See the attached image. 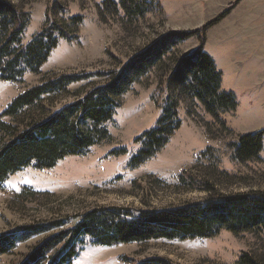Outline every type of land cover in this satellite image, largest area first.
Returning a JSON list of instances; mask_svg holds the SVG:
<instances>
[{
  "label": "rangeland",
  "instance_id": "374dc122",
  "mask_svg": "<svg viewBox=\"0 0 264 264\" xmlns=\"http://www.w3.org/2000/svg\"><path fill=\"white\" fill-rule=\"evenodd\" d=\"M11 1L30 18L23 36V43L28 44L42 30L55 0ZM104 1L60 0L65 12L56 13L57 20L73 29L70 19L83 18L79 39L61 40L41 75L28 73L22 83L0 81V114L48 73L119 71L121 64L158 37L169 32L200 31L210 25L205 52L219 66L218 61L229 62L233 70L223 71V90L232 93L238 103L235 111L222 116L230 131L199 103L184 99L179 104L180 130L154 158L130 169L131 158L142 147L136 140L157 126L168 97L165 86L159 89V69L153 70L122 96L121 107L106 125L110 134L107 141L84 156L64 159L51 170L31 167L7 181L0 190V233L52 219H69L63 228L21 244L11 256L0 258V264L20 261L32 247L53 233L73 228L80 221L77 216L94 208L122 207L136 214L204 202L208 193L179 184L183 172L207 180L221 194L264 192V148L257 161L241 163L234 157L240 137L264 131V0H154L160 11L139 23L126 20L122 10L106 13L102 19ZM199 45V36H194L180 43L176 51L188 54ZM239 64L245 68L239 69ZM92 80L71 90L101 84L100 79ZM123 149L128 150L126 155L112 154ZM22 192L27 195L20 198ZM243 254L264 264V231L234 235L223 230L208 240H152L114 247L95 245L85 237L73 264H142L149 259H165L171 264H238Z\"/></svg>",
  "mask_w": 264,
  "mask_h": 264
},
{
  "label": "trees",
  "instance_id": "16d2710c",
  "mask_svg": "<svg viewBox=\"0 0 264 264\" xmlns=\"http://www.w3.org/2000/svg\"><path fill=\"white\" fill-rule=\"evenodd\" d=\"M124 12L126 20L139 23L159 6L154 0H105L100 16ZM162 11V10H161ZM65 12L55 0L46 13L42 30L28 44L23 36L30 18L11 0H0V81L22 83L26 74L41 75L61 40L79 39L81 16L70 19L73 29L55 18ZM104 21V20H103ZM207 25L200 31L169 32L152 41L119 71L48 73L40 82L18 95L0 114V190L17 173L27 169L51 170L68 157L84 156L110 138L106 127L119 109L122 96L142 77L159 69L161 84L168 91L162 115L154 129L146 131L136 143L140 151L131 158L130 169H138L154 158L180 130L179 104L184 99L199 103L204 111L226 130L222 116L235 111L237 100L223 90V74L215 60L205 52ZM199 36L200 45L188 54H179L178 45ZM100 79L101 84L87 90L71 87ZM73 99L57 106L61 101ZM209 132V129H207ZM264 131L240 137L234 148L235 160H260ZM127 149L112 152L126 155ZM179 184L204 191V202L185 203L163 209L141 210L136 214L122 207H98L87 211L70 229L53 233L32 247L18 262L9 264H73L85 237L101 247H114L152 240H208L223 230L234 235L264 231V192L221 194L213 184L183 172ZM27 193H20V198ZM19 199V198H17ZM73 216V217H75ZM68 217L16 227L0 233V258L11 256L18 247L41 235L63 228ZM142 264H171L165 259H149ZM238 264H261L243 254Z\"/></svg>",
  "mask_w": 264,
  "mask_h": 264
},
{
  "label": "crops",
  "instance_id": "0c3cea01",
  "mask_svg": "<svg viewBox=\"0 0 264 264\" xmlns=\"http://www.w3.org/2000/svg\"><path fill=\"white\" fill-rule=\"evenodd\" d=\"M215 63H216V61H215ZM218 63L220 64V66L217 65V63H216V66H217L218 70L222 72V74H223V71L226 70V69H230L231 71H233V70L231 69V66H230V63H229V62H227V65L224 64V63L222 64V63L219 62V61H218ZM239 66H240L239 69H241V70H243V68H245V67H244V64H239Z\"/></svg>",
  "mask_w": 264,
  "mask_h": 264
}]
</instances>
